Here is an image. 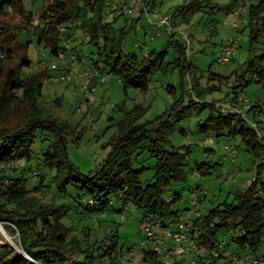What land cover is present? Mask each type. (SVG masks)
Returning a JSON list of instances; mask_svg holds the SVG:
<instances>
[{
  "label": "trees",
  "instance_id": "16d2710c",
  "mask_svg": "<svg viewBox=\"0 0 264 264\" xmlns=\"http://www.w3.org/2000/svg\"><path fill=\"white\" fill-rule=\"evenodd\" d=\"M72 1L74 0H50V3L41 9L40 22L34 27L33 38L37 39L39 44L44 43L46 47H50L54 54L59 49H66V43L71 44L70 50L79 53L80 51L75 49H84L76 47V43L72 44L71 39L75 31L81 30L89 37L85 42L96 46V51L90 53L97 55V58L93 59L91 54L85 51L79 54L86 53L95 68L108 77L114 74L123 81L125 87L130 85L146 91L149 77L155 70L163 67L161 60L166 51H150L142 57L136 53L124 54L122 42L126 34L125 29L115 28L112 21L105 22L107 7L110 6V10L115 12L119 6L117 1ZM29 2L31 3V0ZM148 2L149 0H144V4ZM25 3V0H0L1 16L11 14V11L23 19L22 26L18 28L20 33L30 31L34 19V10H29ZM111 4H115L114 8ZM196 5L197 3H191L179 7L178 13L183 16L182 22H189L188 12H194L198 8ZM236 7L237 4H234L229 12L232 13ZM247 11L252 41H256L259 36L264 38V0L250 3ZM139 14H142V11ZM61 27H65L66 31H61ZM16 29L0 22V119L6 121L11 110L16 116L25 104H29L30 108L16 129L0 126V220L11 221L18 226L22 247L28 256L10 245H4L0 247V264H66L71 261L69 258L72 255L75 256L73 264H120L114 238L116 235L96 239L86 233L82 240L72 236L73 225L68 223V219L74 221L72 213L75 214L76 211L69 212L71 203L76 207L78 204L82 205L92 212L105 211L107 207L114 205V200L121 201L123 207L131 202L140 210L139 213L158 215L164 220L179 218L178 211L172 209L177 197L174 196L172 202H167L165 189L174 180L182 181L186 178L185 166L188 159L187 153L170 144L168 136L174 126L171 119L174 116H189L191 108L197 105L200 109L209 106L216 110L214 104L203 101V94L211 92L214 87H201L199 79L193 82L190 80L199 100L190 99L187 104H184L183 99L175 101L169 110L156 118L157 129H153L149 122H140L149 107L135 104L118 122L117 130L110 140L111 151L108 156L94 171L84 173L67 153L66 133L71 131L69 125L53 114L46 113L37 102L42 93V82L51 77L49 70L52 69L39 65L37 68L41 69L33 78L26 81L19 78L18 69L30 65L26 48L32 38L28 36L30 39L24 44L19 38L21 35L14 34ZM183 45L184 43L179 49L180 56L176 59L175 66L181 68L182 74L185 75L183 66L187 63V55ZM15 46L21 49L19 55H16ZM16 57H19L17 68L6 65L5 59L13 61ZM263 61L264 42L263 53L251 59L248 67L237 75L236 84L231 88L233 96L230 98L239 95L243 88L241 82L247 74H252L253 78L247 81L246 85L257 80L254 75L256 72L261 78L264 76V69L259 70ZM213 79L210 76V80ZM8 104L9 107L13 104L14 109L9 110ZM250 112L264 113V108L255 104L250 108ZM211 119H214L212 126L219 131L218 134L240 135L254 155L264 149L254 131L246 126L241 118L219 113ZM208 126L205 124L204 128ZM39 129L49 134V144L42 154L40 153L42 158H37L40 154H35L28 144L25 145L26 140H30V144L34 143L35 134ZM143 150L150 151L156 160L154 178L150 182H143V169L137 170L132 165V158ZM22 158H25V164L22 167L15 166V162ZM197 169L203 174L209 173V166L206 167L205 163L198 164ZM33 171H40V175L30 189L26 186L33 175H26ZM255 188L256 186L251 184L243 194H236L232 203L225 202L209 210L206 220L197 224L191 231L194 237L200 242L209 241L215 237L224 222L240 219L242 225L248 229L249 235L246 239L252 238L258 242V237L264 229V202L256 196ZM31 190L36 193L31 194ZM44 190H52L55 195L50 200H45L41 195ZM216 218L220 219L221 224L212 225ZM154 255L152 250H144L142 262L154 261Z\"/></svg>",
  "mask_w": 264,
  "mask_h": 264
},
{
  "label": "rangeland",
  "instance_id": "374dc122",
  "mask_svg": "<svg viewBox=\"0 0 264 264\" xmlns=\"http://www.w3.org/2000/svg\"><path fill=\"white\" fill-rule=\"evenodd\" d=\"M75 1L72 2L75 3ZM115 1L119 5L118 10L112 12L110 6L107 7L105 22L112 21L115 28L125 29L126 34L122 42L124 54L136 53L142 57L150 51H166L161 60L163 67L155 70L149 77L147 90L141 91L140 88L130 85L125 87L121 79L110 74L106 81L100 82L93 91H83L75 85V81L61 79L59 75L62 70L59 67L56 70H49L51 77L43 80L42 93L37 101L46 113L53 114L69 125L71 131L66 133L68 156L82 172L88 174L108 156L111 151L110 140L117 130L118 122L135 104L149 107L140 122H149L153 129H157L156 118L169 110L175 101L183 99L184 104L188 103L190 99L188 81L193 82L199 79L201 87L208 85L214 87L211 92L203 94V101L210 104L223 101L233 96L231 88L236 84L237 75L248 67L251 59L263 53L264 38L259 36L256 41H252L246 14L250 3L256 0L246 1V6L243 8L245 14L240 15L239 18L230 13L229 9L234 4L241 6L242 0H149L143 6H137V0ZM48 3L50 0H31V3L27 2L25 6L29 10L40 13ZM191 3H197L195 7L198 8L192 13L188 12L189 22H182L181 17L183 16L178 13V9ZM111 5V7L115 6V4ZM122 7L131 9L133 12L122 13ZM140 11L142 14H139ZM9 13L11 14L0 15V22L17 28L14 34L21 35L19 38L26 44L30 39L28 38L30 31L20 33L18 28L22 26L23 19L17 13L13 14L11 11ZM155 13L170 15L173 25L178 29H184L190 36L191 45H189V54L185 59L187 64L189 61L191 65L189 76L183 75L181 68L175 66L176 59L180 56L179 49L184 43L181 32L172 33L166 27L159 28L156 25ZM35 22L37 24V21L33 19L32 27L36 25ZM159 29L162 31L161 35L156 33ZM85 35L87 34L81 30L75 31L71 43H76V47L84 49L83 52L96 51L95 45L85 42L87 39ZM238 37V48L231 60L226 64L219 63L216 58H218V51L222 45L231 38ZM26 50L30 65L18 69V75L22 81L33 78L40 71L41 68H35V65L43 59L58 62L56 54L50 51L51 48L46 47L44 43L39 44L35 38L31 39ZM75 50L83 53L79 49ZM20 51L21 49L16 47V55H19ZM91 57L96 60L97 55L91 54ZM5 61L8 66L17 68L19 65V57L13 61L7 59ZM263 69L264 61L259 65V70ZM254 75L257 80L249 82L246 91L241 90L239 93L246 95L249 104L258 103L264 108V76L261 78L257 72ZM210 76L214 79L210 80ZM191 86L195 92L192 83ZM1 89L2 80L0 81V92ZM21 91L23 92V89ZM7 108L14 109V105L11 104L9 107L8 104ZM29 108L30 105L25 104L16 116L13 110L9 111L6 121L3 122L0 119L2 122L0 126L16 129L23 120V115L29 112ZM190 112L187 117L170 118L174 126L168 136L173 147L181 148L182 152L187 153L186 178L182 181L174 180L165 189L166 196L177 197L172 204V209L178 211L182 218H186L188 211L193 208L191 201L194 197H201L203 192H206L204 200L198 204L203 214L206 210L214 209L225 202L232 203L236 194H243L251 185V178L254 174L252 168L254 162L259 159L256 154L249 151L240 135L218 134L219 131L212 126L214 119H211L219 115L216 110L209 106L200 109L197 105L193 106ZM257 118L264 120V113L258 114ZM205 124L209 126L204 128ZM36 133L34 143L30 144V140H26L25 145L28 144L35 154H42L49 144V134L40 129ZM210 139L214 141L210 142ZM226 145L236 150L233 162L229 159V152L225 149ZM41 154L37 158H42ZM155 163V158L148 150H143L132 158L133 167L137 170L143 169L141 176L143 182L153 180ZM201 163H205L206 167L209 166V173L203 174L197 169V165ZM24 164L25 158H22L14 165L22 167ZM30 175H33V178H29L26 187L32 189L34 180L38 179L40 171L27 173L26 177ZM30 193L36 192L31 190ZM41 195L45 200H50L55 193L52 190H44ZM114 202V205L107 207L105 211L92 212L82 205L78 204L76 207L71 203L69 212L76 211L75 214L72 213L74 221L68 219V223L71 222L73 225L72 236L75 235L82 240L86 233H90L91 237L96 239L110 237L111 234L116 235L114 238H116L120 264H149L153 260L143 263L141 257L143 251L151 250L154 244L152 240L147 239L145 231L140 229V210H137L131 202L125 205L127 206L125 209L121 201L114 200ZM195 217L196 214H193L192 218ZM230 232L220 229L217 231L216 238L229 240ZM21 242L18 226L14 222L0 220V247L10 245L28 256ZM69 259L71 261L66 264L70 262L73 264L75 256L72 255Z\"/></svg>",
  "mask_w": 264,
  "mask_h": 264
},
{
  "label": "built area",
  "instance_id": "2783aa9c",
  "mask_svg": "<svg viewBox=\"0 0 264 264\" xmlns=\"http://www.w3.org/2000/svg\"><path fill=\"white\" fill-rule=\"evenodd\" d=\"M29 3V0H25ZM247 0H242L241 6L245 4ZM142 0H137V6H143ZM238 6L232 14L241 17L240 15L245 14L244 7ZM241 7V8H240ZM146 7L144 6V9ZM132 10L125 7L122 8V13H130ZM248 11H246V14ZM40 13L33 11V17L37 24L39 23ZM154 16L157 19L156 25L159 28L166 27L170 32L175 33L181 32L182 38L184 39L185 54H189V45H191V38L186 34L185 30L178 29L171 22L170 15H160L155 13ZM36 24V22L34 23ZM36 24V25H37ZM30 30L29 37L33 38L34 27ZM61 31H66L65 27H61ZM159 29L156 33L161 35ZM89 39V37H86ZM238 38H231L226 44H223L221 49L218 51L217 61L221 64H226L231 60L233 54L238 48ZM66 49H59L55 53L58 62H52L43 59L40 63L35 65V68L39 65H44L52 70H56L59 67L62 72L59 75L61 79L68 81H75V85L81 88L83 91H93L95 87L100 83L106 81L108 75L101 73L91 63L88 55L76 53L71 49V44H65ZM147 55V53H146ZM89 64H85V63ZM185 75L189 76L190 62L185 65ZM187 69V70H186ZM187 71V72H186ZM101 75L99 78L98 76ZM189 78V77H188ZM253 78L252 74H247L242 80V91H246V82ZM98 79V80H97ZM190 79V78H189ZM187 88L190 92V99L198 101L191 81H188ZM189 99V100H190ZM215 109L222 115H231L241 118L244 124L252 129L256 135L257 140L262 144L264 148V120L253 117L250 113V104L245 94H240L236 98H226L223 101L214 103ZM214 139H210L213 142ZM225 149L229 152V159L231 162L234 161V155L236 150L232 149L229 145L225 146ZM258 161L254 162L253 171L254 174L251 178V184L256 186V196L264 202V149L257 155ZM215 172V171H214ZM205 193L203 195L195 196L191 201L193 208H191L186 218H173L164 220L158 215H145L139 213L140 229L144 230L146 237L152 240L153 247L152 251L156 256L154 261L149 264H264V229L258 237V242L253 241L252 238L246 237L248 229L242 225L240 219L228 220L224 222L218 229H225L231 231L230 239H218L216 235L214 238L209 239L206 242L198 241L192 234V230L197 224L203 223L206 220V216L209 210H206L203 214L199 207V202L204 200ZM174 196H166L167 202H172ZM127 206L124 207V209ZM196 214L195 218L192 215ZM264 220V214H263ZM221 224L220 219L216 218L212 225ZM210 232H212L210 230ZM209 232V233H210ZM217 234V233H216Z\"/></svg>",
  "mask_w": 264,
  "mask_h": 264
},
{
  "label": "crops",
  "instance_id": "0c3cea01",
  "mask_svg": "<svg viewBox=\"0 0 264 264\" xmlns=\"http://www.w3.org/2000/svg\"><path fill=\"white\" fill-rule=\"evenodd\" d=\"M256 104H258V103H256ZM252 105H255V104H250L251 107H252ZM258 114H260V112H254V114H252V115H253V117H255V116H257Z\"/></svg>",
  "mask_w": 264,
  "mask_h": 264
}]
</instances>
